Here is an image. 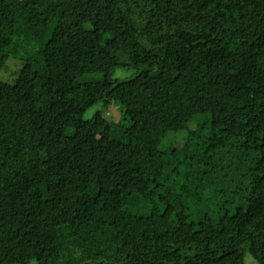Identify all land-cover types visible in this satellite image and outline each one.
<instances>
[{
  "label": "trees",
  "instance_id": "1",
  "mask_svg": "<svg viewBox=\"0 0 264 264\" xmlns=\"http://www.w3.org/2000/svg\"><path fill=\"white\" fill-rule=\"evenodd\" d=\"M247 255L264 264V0H0V264Z\"/></svg>",
  "mask_w": 264,
  "mask_h": 264
},
{
  "label": "rangeland",
  "instance_id": "2",
  "mask_svg": "<svg viewBox=\"0 0 264 264\" xmlns=\"http://www.w3.org/2000/svg\"><path fill=\"white\" fill-rule=\"evenodd\" d=\"M18 63H19L18 61L13 60V61L11 62V66H12V68L14 69V68L18 65ZM119 71H122V70H119ZM119 71H118V72H119ZM2 78L6 79V80H10V81L13 80L12 77L9 78V76H5L4 74H3V77H2ZM98 108H99V105H98V104L94 105L93 107H90V108L86 111V113H85V117H86V118H90V117H92ZM108 118H109L110 120H115V121H116V120H119V118H120V113L118 112L117 109L114 108L112 111H110V112L108 113ZM246 263H247V264H259L258 262L255 261V259H254L251 255H247V257H246ZM31 264H36V262H32Z\"/></svg>",
  "mask_w": 264,
  "mask_h": 264
}]
</instances>
